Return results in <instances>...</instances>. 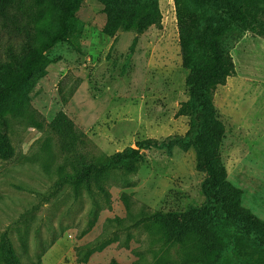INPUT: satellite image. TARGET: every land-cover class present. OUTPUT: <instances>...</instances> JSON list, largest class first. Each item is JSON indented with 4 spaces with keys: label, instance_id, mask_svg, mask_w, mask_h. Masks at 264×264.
Masks as SVG:
<instances>
[{
    "label": "rangeland",
    "instance_id": "obj_1",
    "mask_svg": "<svg viewBox=\"0 0 264 264\" xmlns=\"http://www.w3.org/2000/svg\"><path fill=\"white\" fill-rule=\"evenodd\" d=\"M158 6L160 27L108 37L103 6L82 0L72 32L47 52V75L29 94L33 116H6L13 155L0 158V264L4 233L21 264H42L48 253L44 264H193L194 249L168 243L159 225L134 226L154 213L181 214L203 204L204 175L192 149L142 151L134 171L110 170L99 180L104 196L94 184L88 192L64 181L73 174L71 158L48 127L63 111L85 135L78 149L85 161L187 132L188 119L176 115L188 89L175 5L158 0ZM19 42L1 33L0 53ZM230 53L235 75L214 93L225 127L218 156L229 181L243 191L245 208L264 217V40L248 32ZM239 249L245 263L264 264V250L248 241ZM224 257V264H234L232 254Z\"/></svg>",
    "mask_w": 264,
    "mask_h": 264
},
{
    "label": "trees",
    "instance_id": "obj_2",
    "mask_svg": "<svg viewBox=\"0 0 264 264\" xmlns=\"http://www.w3.org/2000/svg\"><path fill=\"white\" fill-rule=\"evenodd\" d=\"M97 1L103 6L102 31L108 37H114L121 29L135 28L143 33L151 26H161L158 0ZM173 1L188 89V99L178 106L176 115L188 119L187 132L163 140L137 141L135 148L85 161L78 152L85 146V135L63 111L53 117L48 127L61 152L71 158L73 174H64V181L88 192L94 184L104 196L107 193L99 180L110 170L134 171L142 151L170 154L174 148L192 149L196 170L204 175L203 204L181 214L154 213L139 219L134 226L149 222L159 225L168 243L194 249L193 264H224L226 253L232 254L234 264H247L240 257L239 243L248 241L264 250V221L242 206L243 191L229 181L219 159L225 127L214 105V93L235 75L230 52L244 35L251 32L264 40V21L260 18L264 0ZM81 4L82 0H0V34L20 41L17 46L7 45L0 53L1 159L13 155L6 134V116H33L29 94L47 75V52L66 41L72 32ZM212 9L216 13H211ZM34 125L41 129L39 123L34 121ZM121 198L129 211V198L125 194ZM107 245L108 242L96 244L86 255ZM1 259L4 264H21L6 233L2 236ZM110 264L117 263L112 260Z\"/></svg>",
    "mask_w": 264,
    "mask_h": 264
},
{
    "label": "crops",
    "instance_id": "obj_3",
    "mask_svg": "<svg viewBox=\"0 0 264 264\" xmlns=\"http://www.w3.org/2000/svg\"><path fill=\"white\" fill-rule=\"evenodd\" d=\"M244 205V207H247L248 208V206H246V204H245V202H244V200H243V195H242V206ZM255 214V213H254ZM256 215V214H255ZM256 217H258V218H260L261 220H263L264 221V217H261V216H259L258 214L256 215ZM53 250V249H52ZM50 254H51V251H50ZM49 256H51V255H49V253L46 255V258L47 257H49ZM46 258L44 259V261H43V263L42 264H44L45 263V261H46Z\"/></svg>",
    "mask_w": 264,
    "mask_h": 264
}]
</instances>
